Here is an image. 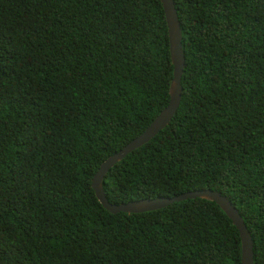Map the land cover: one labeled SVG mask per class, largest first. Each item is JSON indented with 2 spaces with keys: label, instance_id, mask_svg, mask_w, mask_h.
<instances>
[{
  "label": "trees",
  "instance_id": "1",
  "mask_svg": "<svg viewBox=\"0 0 264 264\" xmlns=\"http://www.w3.org/2000/svg\"><path fill=\"white\" fill-rule=\"evenodd\" d=\"M185 57L168 125L113 165L107 199L227 196L264 264V0H174ZM160 0H0V264H240L215 202L101 206L91 179L167 105Z\"/></svg>",
  "mask_w": 264,
  "mask_h": 264
},
{
  "label": "water",
  "instance_id": "2",
  "mask_svg": "<svg viewBox=\"0 0 264 264\" xmlns=\"http://www.w3.org/2000/svg\"><path fill=\"white\" fill-rule=\"evenodd\" d=\"M164 10L165 22L168 34V50L170 55L172 69V78L169 84V100L167 105L154 117L149 125L136 137L125 144L114 154L108 156L99 165L91 179V187L95 192L97 200L101 206L111 213L118 212H146L156 210L176 201H181L188 198H205L215 202L231 219L232 224L238 230L241 244L240 264H253V241L249 230L246 227L243 217L229 198L221 194L217 190L202 188L189 190L172 197L161 196L154 198L134 199L121 203L110 202L103 189V179L108 170L124 158L128 153L135 148L143 145L153 138L159 131L164 129L172 117L175 115L182 97L181 77L184 71L185 57L182 46V32L180 21L178 19L177 10L174 0H160Z\"/></svg>",
  "mask_w": 264,
  "mask_h": 264
}]
</instances>
